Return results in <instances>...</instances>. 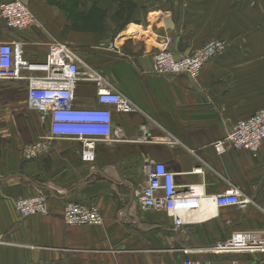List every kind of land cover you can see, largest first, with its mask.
Here are the masks:
<instances>
[{
  "label": "crops",
  "instance_id": "crops-1",
  "mask_svg": "<svg viewBox=\"0 0 264 264\" xmlns=\"http://www.w3.org/2000/svg\"><path fill=\"white\" fill-rule=\"evenodd\" d=\"M22 1L47 34L36 26L15 31L0 19V41L21 40L23 57L40 61L57 35L142 112L112 111L111 138L95 143L91 162L81 160V142L69 138L56 139L48 153L27 160L21 149L43 134L44 125L28 107L27 81H0V264H183L185 259L249 264L263 259L264 254L212 248L235 230L264 227V143L256 156L242 149L217 155L211 143L264 107V0H127L128 22L113 37L106 28L95 32L70 25L57 0ZM93 3L104 23L106 5L120 10L112 0ZM91 4L88 0L87 8ZM167 35L177 57L211 39H224L228 47L207 61L196 79L157 75L150 70L151 55ZM73 104L99 106L92 82L77 83ZM146 158L164 163L182 187L201 185L205 200L196 215L201 220L175 228L163 210L138 206L133 192L146 179ZM229 184L253 203L214 207L208 199ZM39 193L48 196L49 213L21 217L14 201ZM66 201L95 204L102 222L67 225Z\"/></svg>",
  "mask_w": 264,
  "mask_h": 264
},
{
  "label": "built area",
  "instance_id": "built-area-1",
  "mask_svg": "<svg viewBox=\"0 0 264 264\" xmlns=\"http://www.w3.org/2000/svg\"><path fill=\"white\" fill-rule=\"evenodd\" d=\"M0 19L6 27L15 31H23L39 24L35 13L22 0L1 2ZM171 40L168 35L164 37L152 53V73L184 74L196 79L203 65L228 47L224 39H211L190 54L177 57L170 48ZM23 45L21 40L0 41V81L9 79L27 81L28 107L37 111L39 121L45 129L43 134L22 147L21 154L24 159L30 160L44 155L49 152L53 141L58 138H69L81 142V160L91 162L95 157V143L111 138L112 111L142 112L129 97L120 93L101 72L88 64L67 44L57 40L50 41L46 47L45 57L40 61H27L23 57ZM79 81H90L94 84L99 106L79 107L73 104ZM170 140L177 141L175 138ZM263 143L264 107L237 120L226 131L225 136L211 143V147L217 155H223L232 149H242L256 156ZM142 172L146 179L133 192L141 209L163 210L175 228L201 220L196 216L205 200L201 185L191 184L182 187L176 184L174 173L164 163L150 158L144 160ZM208 200L216 208L225 206L244 208L253 203L239 186L232 184ZM13 205L21 217L49 213L48 196L44 193L16 199ZM62 217L69 226L100 224L103 220L95 204L85 205L71 201L64 203ZM212 249L216 253L264 254V227L235 230ZM183 264L212 263L185 259ZM219 264L245 263L234 259ZM249 264H264V258Z\"/></svg>",
  "mask_w": 264,
  "mask_h": 264
},
{
  "label": "rangeland",
  "instance_id": "rangeland-1",
  "mask_svg": "<svg viewBox=\"0 0 264 264\" xmlns=\"http://www.w3.org/2000/svg\"><path fill=\"white\" fill-rule=\"evenodd\" d=\"M57 1L61 5L57 8L63 13L66 20L71 23L70 25L74 26L75 28H80L82 18L84 17L85 12L88 9L87 8L88 0H84V1L83 0H57ZM112 1L115 2L116 8L120 10L115 13L112 4L106 5L105 7L106 15H107L106 16L107 21L105 22V26L108 31V34L111 35V37L117 34L115 33V31L117 27L123 21H128L129 15L127 13L129 11V6H130L127 0H112ZM89 2L91 4L92 0H89ZM36 27L45 34V29H47V27L43 22L39 21V24L36 25ZM55 36H54V39H56L57 41L62 40L60 37H57L58 39L55 38ZM48 37H51V36H48ZM51 40H53L52 37L50 41ZM110 42L111 44H108V47L112 49L114 48V41L110 40ZM151 59H152V55H151Z\"/></svg>",
  "mask_w": 264,
  "mask_h": 264
},
{
  "label": "trees",
  "instance_id": "trees-1",
  "mask_svg": "<svg viewBox=\"0 0 264 264\" xmlns=\"http://www.w3.org/2000/svg\"><path fill=\"white\" fill-rule=\"evenodd\" d=\"M130 8V6H129ZM129 12V11H128ZM128 14V13H127ZM128 21H123L118 27L116 33L121 30ZM81 27L85 30H92L95 32L104 31L106 26L103 19L102 10L94 3L88 8L85 13L84 19L81 23Z\"/></svg>",
  "mask_w": 264,
  "mask_h": 264
},
{
  "label": "water",
  "instance_id": "water-1",
  "mask_svg": "<svg viewBox=\"0 0 264 264\" xmlns=\"http://www.w3.org/2000/svg\"><path fill=\"white\" fill-rule=\"evenodd\" d=\"M165 22H166V23H165V24H166V25H165L166 27H169V26L171 25V24H169V22H170L169 19H167Z\"/></svg>",
  "mask_w": 264,
  "mask_h": 264
}]
</instances>
